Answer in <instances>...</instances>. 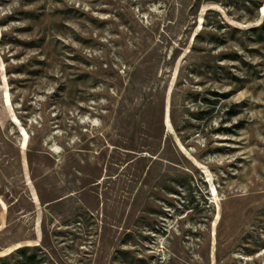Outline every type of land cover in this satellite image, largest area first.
I'll list each match as a JSON object with an SVG mask.
<instances>
[{
	"label": "rangeland",
	"instance_id": "obj_1",
	"mask_svg": "<svg viewBox=\"0 0 264 264\" xmlns=\"http://www.w3.org/2000/svg\"><path fill=\"white\" fill-rule=\"evenodd\" d=\"M262 9L0 0V264H264Z\"/></svg>",
	"mask_w": 264,
	"mask_h": 264
},
{
	"label": "trees",
	"instance_id": "obj_2",
	"mask_svg": "<svg viewBox=\"0 0 264 264\" xmlns=\"http://www.w3.org/2000/svg\"><path fill=\"white\" fill-rule=\"evenodd\" d=\"M251 31L257 33V35L260 34L261 28L255 27L252 28ZM33 250H35V247L30 246H22L20 248L16 249V255H18L19 260L16 261L17 264H36L37 261L35 259Z\"/></svg>",
	"mask_w": 264,
	"mask_h": 264
},
{
	"label": "bare ground",
	"instance_id": "obj_3",
	"mask_svg": "<svg viewBox=\"0 0 264 264\" xmlns=\"http://www.w3.org/2000/svg\"><path fill=\"white\" fill-rule=\"evenodd\" d=\"M262 10H264V9H262ZM212 187V186H211ZM214 191V190H213Z\"/></svg>",
	"mask_w": 264,
	"mask_h": 264
}]
</instances>
